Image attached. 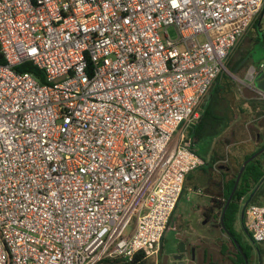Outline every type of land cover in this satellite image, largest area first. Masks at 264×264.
Returning <instances> with one entry per match:
<instances>
[{
	"label": "built area",
	"instance_id": "built-area-1",
	"mask_svg": "<svg viewBox=\"0 0 264 264\" xmlns=\"http://www.w3.org/2000/svg\"><path fill=\"white\" fill-rule=\"evenodd\" d=\"M263 6L0 0V264L154 263L205 164L200 105ZM245 227L264 244V205Z\"/></svg>",
	"mask_w": 264,
	"mask_h": 264
},
{
	"label": "trees",
	"instance_id": "trees-1",
	"mask_svg": "<svg viewBox=\"0 0 264 264\" xmlns=\"http://www.w3.org/2000/svg\"><path fill=\"white\" fill-rule=\"evenodd\" d=\"M263 10L264 6L260 13L263 12ZM259 14L254 18L249 27H253L255 31L253 42H262L264 44V34H262V32L260 31L261 26L258 21ZM249 53L250 51H247L244 55H241L238 60L225 67L230 71L231 74L238 75L239 72L246 67L247 61L251 57ZM261 60L262 59L259 60L257 69L260 68V64L262 62ZM16 70L19 72H29L37 77L41 82H43V76L41 72L30 63H25L19 66ZM230 80L231 79L226 77L224 72H222L214 81L209 91V96H207L208 98H206L207 100L204 99L205 102L201 104L202 108L200 118L196 126L194 127V130L191 132L193 144L203 138L219 137L222 131V126L225 124V121L230 118L227 111L233 113L235 106L238 107L239 112L243 116L241 120L242 126H245L246 123L254 119V116H251L254 114L253 112H255V116L257 112L259 115L264 116V102L262 108H260L256 107V104L253 102L247 103L246 101H241V103L239 104V101L238 105H235V103L233 102V97L230 98V101L229 99H225L224 94H229L230 91L226 90L225 87H228ZM242 105H247L248 107L246 108H248V111L243 110ZM220 107H224L226 109L219 110ZM245 111L248 113L250 112V114L246 113ZM220 144L222 145L223 142H221ZM262 148H264V143L255 148L254 143L249 142L248 144L239 145L238 147L234 149L232 148L231 150L228 147V149H225L221 154L213 149L211 159L208 162H205V164L197 170L189 172L185 178L183 192H185V189L187 188L185 185L189 184V182L193 179L192 174H197V172H201L204 175V181L210 183L213 187V190L210 192V194L214 196H210V203L203 211V215L206 218L214 220L216 219L221 232L228 237V240L230 241L232 246L231 250L225 244H222L221 246H218L217 253L221 256V258L223 257L225 261H228L229 264H244L243 255L247 257L248 263H250L251 250L253 249V247H256L258 252L262 254V250L260 248L261 244L252 246L251 244L247 245L246 243H242L243 237L241 234L236 232L235 222L238 214L240 213V224L242 226L243 232L245 233L244 235L249 239V233L247 232L245 227L246 207L244 209V215L241 216V210L243 207H241L240 209L239 203L241 199L247 196L245 202L249 200L248 205L253 204L255 190L257 188H259L260 190L261 186L264 185V152L251 160L245 166L234 196L232 197L231 202L226 207V202L232 191L235 179L241 166L248 158L260 151ZM224 153L225 156L228 155V160L232 166L231 168H233L234 170L232 173H230L229 170H225L226 168H224V170L219 173L220 175H218V172L215 173L214 156H221ZM225 158L227 159V157ZM190 186L193 190L199 189L198 185L190 184ZM219 195H222V200L217 199ZM234 241L239 244L242 252H239L235 247ZM221 260H215L213 254H210L207 251L204 252L203 262L205 264H220L222 263ZM257 260L258 264H261L259 257ZM146 262L147 260H144L141 254H137L131 262H123L121 260L113 259L105 260L99 264H146Z\"/></svg>",
	"mask_w": 264,
	"mask_h": 264
},
{
	"label": "rangeland",
	"instance_id": "rangeland-1",
	"mask_svg": "<svg viewBox=\"0 0 264 264\" xmlns=\"http://www.w3.org/2000/svg\"><path fill=\"white\" fill-rule=\"evenodd\" d=\"M259 24L260 31L264 30V10L259 14ZM168 36L171 40L176 39V32L173 28L169 27L167 29ZM255 31L253 27H248L245 34L238 40L236 45L231 50L230 55L225 61L224 67L232 64L238 60L241 55H244L247 51H250V58L247 61L246 67L239 72L238 75L231 74L230 71L225 67L224 74L226 77L230 78L228 87L226 86V90H230L229 94H224L225 99H229L233 97V102L235 105H238L239 101H246L247 103L253 102L256 104V107L262 108L264 98L259 95V93H254V90L251 88L253 77L255 73L252 72V68H255L256 71L259 70V60L262 59L261 64H264V44L262 42H253ZM263 34V33H262ZM223 82V81H222ZM251 86V87H250ZM253 90V91H252ZM209 96V95H208ZM208 98V97H206ZM205 98V99H206ZM207 100V99H206ZM203 101L201 104H203ZM247 105L243 107V110L248 111ZM202 105H200V110ZM220 109H226L224 107H220ZM234 111L240 113L238 107L235 106ZM245 111V112H246ZM229 114V119L225 121V124L222 126V131L219 136H221L225 131L230 127V121L233 117V113ZM248 113V112H247ZM254 116L251 121L246 123V128L250 133V141L241 142L236 144L235 140H231L233 145L229 146V149L236 148L239 145H245L250 143H254L255 148L259 147L264 143V116L259 115L258 112H253ZM250 114V112L248 113ZM217 137L213 138H203L199 141H196L194 144V150L196 154L201 157L204 162H208L211 159V154L213 152V143ZM230 140H224V147L229 144ZM228 149V148H226ZM214 167L215 173L220 175L222 170H229L230 173L233 172V168H231V164L228 160V155L225 156V153L221 156H214ZM227 157V159L225 158ZM231 176V175H230ZM264 185L261 186V189L257 188L255 190V197L253 204L263 206L264 205ZM207 192L200 191L198 194H195L191 191H185L181 194L175 210L173 212L172 221L176 226V231H168L164 234V237L161 242V251L156 258V261L153 263L151 261H147L146 264H177L178 261L174 260V256L178 254L179 243L183 242L186 244L185 253L181 254L182 259L181 262L184 264H205L203 262L204 252H208L213 254L215 260H221L220 264H229L228 261L217 253L218 246L225 244L231 250V243L228 240V237L223 234L218 227L217 220L206 218L203 215V211L206 209V206L210 203L209 198L206 196ZM214 194V193H213ZM218 194V193H217ZM210 196H214L211 195ZM217 197V196H215ZM247 196L241 199L239 206L240 209L245 203ZM218 200H222V195L217 197ZM240 213L237 216L235 222V230L239 234L242 235V243H246L247 245L251 244L249 239L244 235L242 226L240 224ZM205 222V223H203ZM131 231V227L127 229V232ZM189 247L195 248L194 259L192 260V255H189L188 249ZM262 250V254L258 252L256 247H253L251 250V260L248 264H258V257L260 258L261 264H264V244L260 245Z\"/></svg>",
	"mask_w": 264,
	"mask_h": 264
},
{
	"label": "crops",
	"instance_id": "crops-1",
	"mask_svg": "<svg viewBox=\"0 0 264 264\" xmlns=\"http://www.w3.org/2000/svg\"><path fill=\"white\" fill-rule=\"evenodd\" d=\"M251 87V86H250ZM253 90L254 88L251 87ZM252 90V91H253ZM254 93H257V91L254 90ZM261 97H263L261 94H259ZM241 103V101L239 102V104ZM243 107H245V105H242ZM247 113V112H246ZM233 117L231 118L230 121V127L228 128L227 131H225L221 136L217 137V139L215 140V142L213 143V149L216 150L217 152H219V154H221L222 152H224V150L226 148H228L229 146L233 145L231 143V140H235L237 143L239 144L241 142H248L250 141V133L245 126H242L241 124V120H242V114L241 113H237L236 111H233ZM230 140L228 146L226 145L224 147V145L220 144L221 142H224V140ZM231 144V145H230ZM193 175V179L189 182V184L185 185L187 188L185 189V191H191L194 192L195 194H198L200 191H203L204 193L207 192L206 196L208 198H210V192L213 190V187L211 186L210 183H207L206 181H204V175L201 172H197V174H192ZM191 185H198L199 189L198 190H193L191 189ZM184 189V188H183ZM209 205V204H208ZM207 205V206H208ZM173 216V215H172Z\"/></svg>",
	"mask_w": 264,
	"mask_h": 264
},
{
	"label": "water",
	"instance_id": "water-1",
	"mask_svg": "<svg viewBox=\"0 0 264 264\" xmlns=\"http://www.w3.org/2000/svg\"><path fill=\"white\" fill-rule=\"evenodd\" d=\"M251 69H252V72L255 73V75H254V77H253V82H252V84H253V88H254V90L257 91L259 94L264 95V66H263L262 68H259V70H257V71H256L255 68H252V67H251ZM263 152H264V148H262L260 151H258V152L255 153L254 155H252L250 158H248V159L243 163V165L241 166V168H240V170H239V172H238V174H237V177H236V179H235V183H234V186H233V188H232V191H231V193H230V195H229V197H228V200H227V202H226V207H227L228 204L231 202L232 197L234 196V193H235V191H236V188H237V186H238V183H239V180H240L241 174H242V172L244 171L245 166H246L251 160H253L254 158H256L258 155H260V154L263 153ZM250 198H251V196H250ZM250 198H249V199H250ZM248 203H249V200L243 204V206H242L243 208H242V210H241V216L244 215V209H245V207L248 206ZM225 209H226V208H225ZM225 209H224V210H225ZM203 223H205V222H203ZM234 245H235V247L238 249L239 252H242L241 249H240L239 244H238L236 241H234ZM183 253H185V245H184L183 242H180V243H179V248H178V254H176V255L174 256V260H175V261H178L177 264H184L183 262H181V259H182L181 254H183ZM193 259H194V255L192 254V260H193ZM243 259H244V264H248L247 257L243 255Z\"/></svg>",
	"mask_w": 264,
	"mask_h": 264
},
{
	"label": "flooded vegetation",
	"instance_id": "flooded-vegetation-1",
	"mask_svg": "<svg viewBox=\"0 0 264 264\" xmlns=\"http://www.w3.org/2000/svg\"><path fill=\"white\" fill-rule=\"evenodd\" d=\"M184 245H185V248H187L185 243H184ZM251 245H252V244H251ZM252 246H254V245H252ZM185 250H186V249H185ZM188 252H189V253H188L189 255H192V254L194 255V253H195V248H194V247H189Z\"/></svg>",
	"mask_w": 264,
	"mask_h": 264
}]
</instances>
